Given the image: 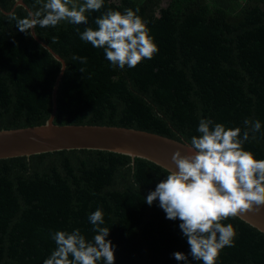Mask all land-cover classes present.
Wrapping results in <instances>:
<instances>
[{"label":"trees","instance_id":"16d2710c","mask_svg":"<svg viewBox=\"0 0 264 264\" xmlns=\"http://www.w3.org/2000/svg\"><path fill=\"white\" fill-rule=\"evenodd\" d=\"M45 2L0 0V130L40 126L51 116L61 63L11 19ZM125 9L139 10L158 52L121 70L79 36L86 27L98 30L94 21L108 10ZM86 16L87 25L33 29L65 63L54 124L131 128L190 144L201 119L238 127L241 138L244 120H259L261 130L249 129L242 147L264 159V0H104ZM167 174L148 160L101 150L0 159V264H43L57 231L79 229L91 241L88 217L98 208L114 264H185L175 252L202 264L190 255L181 221L168 220L158 200L145 203ZM220 223L236 236L215 264H264L263 233L238 217Z\"/></svg>","mask_w":264,"mask_h":264},{"label":"clouds","instance_id":"9594fccd","mask_svg":"<svg viewBox=\"0 0 264 264\" xmlns=\"http://www.w3.org/2000/svg\"><path fill=\"white\" fill-rule=\"evenodd\" d=\"M103 5L104 0H84L79 5L74 0H46L42 10L25 18L13 15L11 19L16 20V27L23 33L37 25L55 27L62 21L87 25L86 13L99 11ZM138 11L108 10L95 19L98 30L86 27L79 38L94 48H103L112 66L121 70L126 65L134 68L158 52ZM73 59L87 62L86 57ZM244 125L241 138L238 127L227 129L223 124L201 119L197 128L200 135L193 136L188 145L190 154L176 151L172 155L177 170L168 171L166 179L145 200L149 206L158 200L168 220L181 221L179 228L190 246V255L202 264H215L222 249L234 246V227L224 226L220 221L247 212L259 213L264 207V159L257 160L242 147L249 140V129L252 133L259 132L261 122L245 119ZM88 220L95 233L91 241L79 229L71 233L57 231L52 236L56 249L43 264H98L102 259L104 264H114L115 246L106 240L110 230L102 227L103 211L98 208ZM172 255L187 264L185 254Z\"/></svg>","mask_w":264,"mask_h":264},{"label":"water","instance_id":"95a60500","mask_svg":"<svg viewBox=\"0 0 264 264\" xmlns=\"http://www.w3.org/2000/svg\"><path fill=\"white\" fill-rule=\"evenodd\" d=\"M18 4L27 8L22 1ZM29 13H31L29 11ZM35 41L61 63L52 91V113L47 122L15 130H0V159L27 157L32 155L64 150H101L148 160L166 171H176L172 155L180 151L181 155L190 154L188 143L179 142L158 134L131 128L99 125H56V93L64 72V61L43 41ZM264 234V207L259 213L247 212L238 216Z\"/></svg>","mask_w":264,"mask_h":264}]
</instances>
